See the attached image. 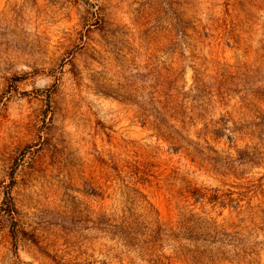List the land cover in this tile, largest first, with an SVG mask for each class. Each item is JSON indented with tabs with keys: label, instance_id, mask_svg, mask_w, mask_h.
<instances>
[{
	"label": "rangeland",
	"instance_id": "rangeland-1",
	"mask_svg": "<svg viewBox=\"0 0 264 264\" xmlns=\"http://www.w3.org/2000/svg\"><path fill=\"white\" fill-rule=\"evenodd\" d=\"M6 191L0 264H264V0H0Z\"/></svg>",
	"mask_w": 264,
	"mask_h": 264
},
{
	"label": "trees",
	"instance_id": "trees-1",
	"mask_svg": "<svg viewBox=\"0 0 264 264\" xmlns=\"http://www.w3.org/2000/svg\"><path fill=\"white\" fill-rule=\"evenodd\" d=\"M15 211H16V208L13 202V198L10 194V191H6L0 203V215L4 213L3 215L7 216L11 222H14Z\"/></svg>",
	"mask_w": 264,
	"mask_h": 264
}]
</instances>
